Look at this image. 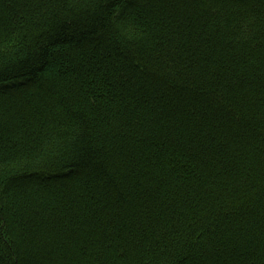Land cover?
<instances>
[{"label":"trees","instance_id":"obj_1","mask_svg":"<svg viewBox=\"0 0 264 264\" xmlns=\"http://www.w3.org/2000/svg\"><path fill=\"white\" fill-rule=\"evenodd\" d=\"M0 264H264V0H0Z\"/></svg>","mask_w":264,"mask_h":264}]
</instances>
